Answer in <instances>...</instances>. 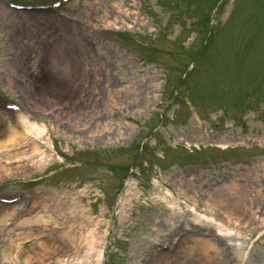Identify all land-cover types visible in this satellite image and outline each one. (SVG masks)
I'll return each mask as SVG.
<instances>
[{"label":"rangeland","instance_id":"rangeland-1","mask_svg":"<svg viewBox=\"0 0 264 264\" xmlns=\"http://www.w3.org/2000/svg\"><path fill=\"white\" fill-rule=\"evenodd\" d=\"M96 29L133 39L114 40ZM3 99L18 102L44 127L14 141L23 149L29 139L37 150L32 160L43 156L41 164L24 161L31 149L24 158L0 161L12 167L0 177V196L41 178L35 206L20 207L13 220L63 208L54 214L55 234L77 236L88 216L98 237L107 231L100 264H138L159 221L199 218L216 190H232L224 205L214 206L216 221L228 228L204 219L226 242L264 253V237L253 241L264 230V0H71L56 13L12 12L0 2V124L16 123L19 113ZM236 155L250 156L227 159ZM191 162L211 167L180 168ZM169 200L195 209L169 207ZM5 228L0 264L9 241L31 232L12 220ZM232 230L240 238L228 239ZM54 240L60 262L87 261L82 239L76 254L65 256L68 241ZM36 245L27 237L10 255ZM29 264L54 261L42 254Z\"/></svg>","mask_w":264,"mask_h":264},{"label":"bare ground","instance_id":"bare-ground-1","mask_svg":"<svg viewBox=\"0 0 264 264\" xmlns=\"http://www.w3.org/2000/svg\"><path fill=\"white\" fill-rule=\"evenodd\" d=\"M0 124V149L3 152V154H0V161H11L12 159H16L18 157H23V150L24 149H31L30 153L28 154V158L25 159V162H29L32 165L36 163L35 166H38L42 162L41 156L38 159V162H34L32 160V153L33 150H36V147L31 144L28 140H24L22 142L23 149L21 145H18L14 141H16L17 138L21 137L23 134L30 132L33 136H38V134H41L44 130V127L42 124H37L36 122H33L29 120V117L27 113H19L16 114V123L6 121L1 122ZM16 124L20 125V130H17ZM4 136V137H2ZM12 142L10 145H7L5 143ZM26 163H24L25 165ZM19 166V165H16ZM20 167V166H19ZM12 167L9 165H2L0 164V177L4 175L8 170H11ZM221 187V186H220ZM133 188L128 189L130 191ZM216 196L212 197L209 200V207H204L203 212H201L199 215H197L199 218H189L182 220V223H176L179 220H173L171 223H168L167 220H162L157 223V228L154 230H157L156 232H151L155 234H151V238L149 237L148 242L151 240L157 241V239H160L164 236L166 233V227L163 228L165 225H169L171 232L176 231L177 229H180L179 227L182 225L184 226H190L194 229L191 233L188 234V236H183L178 241L175 249L171 252H161L159 255L154 256V252L151 250H148L147 247L144 248L141 254V258L137 260L138 264H239V261H241L240 264H262L264 261V253H261L259 251H249L247 252V255L244 257V253L239 246L240 244H237L236 242H226L227 237L217 236L211 233V236H207L206 233H204L206 230L205 228H202L201 226H207L211 225L209 224L206 219L214 221L216 224L217 229H222V225L220 222L216 221V216H219L218 209L215 208L219 207V204L224 205L225 201L232 194H235L232 190H226V191H220L216 190L214 192ZM239 195V194H237ZM240 196V195H239ZM219 199V200H218ZM25 202V201H24ZM23 202V203H24ZM222 202V203H221ZM33 203H30L28 208H33L35 206ZM184 203V202H183ZM211 204V205H210ZM21 203H17L14 205L6 206V209L4 212L0 214V232L5 228V224L12 220L14 221V225L17 230L23 229H29L32 226H40L38 227V230L44 231V229H52V235L54 233V236H58L59 240L61 242L68 241L66 244V250L63 251L64 256L69 255L68 252H72L73 254H76V250L80 247V239L84 242L85 246V255L87 258V261L80 264H100V260L102 257V251H103V244L102 241L105 240L106 236V229L105 231L102 230L99 234L96 231V226L91 225V219L90 217L86 216L88 224H86L88 227L87 229H84L83 235L78 234L75 236L74 232L68 231V232H62L60 234H55V229L59 226V223L57 221V217L54 216V214H61L62 210H54L48 212V210H45L44 212L36 211L34 214H30L28 216H20V219L13 220V216L16 210L20 209ZM221 205V206H222ZM169 207H174L176 209H183V210H194L195 207L193 205H186L185 209L184 205H177L175 204V201L169 200L168 201ZM211 206V207H210ZM234 209V208H233ZM26 210V209H25ZM29 211V209L27 210ZM205 211V212H204ZM221 214V213H220ZM70 215L73 216L72 211H70ZM17 216V215H15ZM204 216V217H203ZM190 220L187 223V220ZM98 222V221H97ZM207 222V223H204ZM74 223H77L76 221H72L68 224L75 225ZM192 224L193 226H191ZM203 224V225H202ZM162 227V228H161ZM212 228V227H211ZM33 229L37 228H31V231ZM209 232V231H208ZM33 236H36L35 233L32 232L30 235L28 232V235L26 232L23 233V231L18 232L15 237H13L9 243L6 245V247L3 249L2 256H5L4 264H15V260L17 258H22V262L20 264H29L32 260H36L37 262L40 261L41 255L45 254L47 257L51 256V259L54 261V264H60V263H66V264H77L78 261L71 262L67 258L63 259V262H60L61 258H59L58 254H54L55 250V240L53 238H44L40 241H36V247L31 248L30 251L27 250H17L15 254L12 253L10 255V252L14 251L15 248H19L18 246L20 244H23L26 242L27 237L31 238ZM228 239H235L240 238L238 234L236 233H229ZM98 240V247L97 245L94 246V242ZM50 239V240H49ZM100 241V242H99ZM181 250L180 256H173L175 255L176 251ZM57 252V251H56ZM52 254V255H50ZM173 256V257H171ZM62 261V260H61Z\"/></svg>","mask_w":264,"mask_h":264}]
</instances>
